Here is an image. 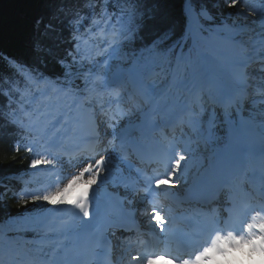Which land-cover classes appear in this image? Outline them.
Instances as JSON below:
<instances>
[{
	"label": "snow or ice",
	"instance_id": "obj_1",
	"mask_svg": "<svg viewBox=\"0 0 264 264\" xmlns=\"http://www.w3.org/2000/svg\"><path fill=\"white\" fill-rule=\"evenodd\" d=\"M121 0H116V4H119ZM244 0H225L227 7L235 8L238 3H243ZM123 3L130 5L131 7L119 8L116 7L115 11L108 14L106 10L104 11V21L105 24L103 28L97 22H93L92 28H85V25L80 23L81 17L78 13H72V19L70 24L75 28L76 33H81V28H85V32L76 35L73 34L72 42L73 49L71 51H66L64 55H58L59 45L62 43L60 40L57 29L52 20L44 25L42 34L51 39V43L44 44L37 42L34 45L35 51L41 57V62L44 59H51L55 64L60 66L61 72L56 76L55 80L46 77L43 73L36 72L33 80L37 83L43 82L48 85L54 83H60L65 88L74 87L73 77L76 79H83L84 85L90 83V77H84L83 72L86 70L80 67L83 64L81 46L90 40L93 44H98L100 47H105V51H108V55L111 56L118 50L126 47L129 44L134 43L137 39H142L141 33L153 27L158 16L160 15V10L156 7L155 3H149V0H123ZM60 13L64 12V9L59 10ZM264 15V12H262ZM184 16L186 20L185 25V35L189 38L192 37V29L189 26L195 23L196 27L200 31H205L203 26L200 24L201 20H211L212 17L209 15L208 9L203 6L202 0H184ZM53 19H58L54 17ZM41 23V21H37ZM212 31H226L227 29H210ZM170 31L163 32L158 38L152 40L148 50L156 52L158 45H160L164 40L170 39ZM262 33H264V22H262ZM87 38V39H86ZM173 47L180 49V56L177 60H183L184 48L186 44L184 43V37L182 36L178 39ZM172 51L168 48L166 51H160L156 54L163 60L166 59L168 54ZM105 62L108 57H105ZM251 54L246 56H238L233 59L232 65L228 69V75L233 83V88L227 95L226 106L222 108L220 116H212L209 120V124H214L217 119L224 123L232 122L234 115L239 116L242 114L245 102L247 100V88H248V73L244 70L247 64L250 62ZM110 67V66H109ZM264 72V69H261ZM63 77V79H61ZM63 90V89H61ZM119 97V93H114ZM203 105H197L193 111H198ZM13 117L17 113L13 112L11 114ZM43 116L39 110L36 113L37 123ZM46 119V117H44ZM192 119H197L192 117ZM32 120V117H29ZM10 123L16 124L21 128L25 127H36L37 124L25 125L22 121L18 119L10 120ZM67 127L68 132H71V120L70 117L61 116L60 119L56 120L52 124L53 128L57 127ZM109 127L112 128L113 137H119L121 144L125 142V135L123 129H117L111 124ZM219 130V129H216ZM212 129L210 128V133ZM24 147L30 153L35 155H40L42 152L47 151L51 153L52 148L59 147L60 142L54 140L51 137L34 140H28L24 138ZM111 143V142H110ZM19 151V146L16 148ZM171 155L169 160L171 163L164 164L162 174H154L153 177L146 178V192H155L163 188L164 191H171L172 187H175L173 181H178L184 177L185 170L182 169L181 162L185 161L186 158L183 155H179L175 152L174 146L170 149ZM111 157L100 156L99 159L95 160V165L89 163L87 167H84L81 172L77 175H73L68 183L64 185L63 188H57L54 192H46L43 195H32L31 199L33 202L45 201L53 205L55 204H70L74 211V215L79 217L81 220V230L84 227L92 224L93 219H98L101 215V204L99 202L98 190L92 188L93 185L97 186L104 184L108 176L102 175V173L111 171V164L109 163ZM51 161L47 159H33L31 161V169L39 170L41 165H51ZM85 174H88V178L85 179ZM153 183L155 187H153ZM91 193V196H90ZM22 204H27L28 201L21 199ZM261 211H264V206H261ZM89 218V219H85ZM153 219L160 224L163 230L164 225L161 223L163 217L160 215L159 211L153 208ZM234 230L227 231V228H214V235H210L208 246L203 248V251L195 257V260H183L182 264H199L203 259L211 258L209 253H220L224 254L228 251L229 247H235L241 244H250L254 249H259L264 252V217L257 220L256 216L252 217V222H246V220H240L237 224L230 225ZM66 231H76L74 227L66 229ZM226 234H223L225 233ZM240 233V234H237ZM143 245V241L140 242ZM141 257H132L133 261L139 260ZM152 257L148 258V264H152Z\"/></svg>",
	"mask_w": 264,
	"mask_h": 264
},
{
	"label": "trees",
	"instance_id": "obj_2",
	"mask_svg": "<svg viewBox=\"0 0 264 264\" xmlns=\"http://www.w3.org/2000/svg\"><path fill=\"white\" fill-rule=\"evenodd\" d=\"M110 2L116 3V0H0V222L26 215L29 209L49 203L33 202L29 189L27 194L24 193L36 179L44 176L43 167L50 165L39 166L41 172L31 169V161L38 159V155L28 152L24 144L17 143L21 134L19 126L10 123L12 119L30 123L29 117L37 111V108L29 104V99L34 91H39L47 83L35 82L33 77L36 72L43 73L52 80L61 72L60 66L51 59H44L42 63L34 45L37 42L51 43V39L44 36L42 30L52 20L62 41L58 55H64L66 51L73 49L72 36L75 28L70 24L71 14L78 13L82 17L86 14V9L99 11ZM120 3L123 4V0ZM149 3H155L160 15L152 28L141 33L142 39H137L131 46L150 45L152 39L169 30L170 39L166 41H171L183 31L186 23L184 0H149ZM202 3L212 13V22H220L223 17L232 21L239 10V3L235 8H229L225 0H202ZM61 8L64 9L63 13L59 12ZM57 16L58 19H53ZM38 20L41 23L38 24ZM53 85L56 86L57 83ZM18 105L20 108L17 109ZM13 112L17 113L15 117L11 115ZM31 122L34 123L33 120ZM17 146L19 151L16 150ZM21 199L28 203L22 204ZM6 235L9 238L5 239L4 244L11 257L5 264H14L13 261L16 260L21 264L26 252L21 248L19 240L10 239L20 236L31 251L35 250L37 229L22 224Z\"/></svg>",
	"mask_w": 264,
	"mask_h": 264
},
{
	"label": "rangeland",
	"instance_id": "obj_3",
	"mask_svg": "<svg viewBox=\"0 0 264 264\" xmlns=\"http://www.w3.org/2000/svg\"><path fill=\"white\" fill-rule=\"evenodd\" d=\"M243 3H239V10L237 11V14L234 15V18H232V21H230L229 19L226 20L225 17H223L221 19V21L223 22V25H214L215 27H221V28H225L227 29L226 31H222L223 34H231L233 33V28H238V30L240 32H242L245 41L247 42V38L245 36H253V35H264V33H262V22H264L263 19L259 18L255 13H262L264 12V9H260V10H256L254 11V15L253 13H251V11L247 10L246 8L242 7ZM72 8L70 7V10ZM209 15L211 16L212 13H209ZM212 20V19H211ZM259 46L262 47V49H264V36H262L259 40ZM246 42L243 43L242 46L245 47ZM264 96L263 94H258L257 97H255V100L257 101V106L255 108H253L254 112H258L261 111V109L263 108V105L261 103V100ZM263 113V112H262ZM264 114V113H263ZM264 119V115L263 118ZM93 165H95V161H93ZM78 161L74 162V165L78 164ZM92 164V163H91ZM79 168V165H76ZM87 167V166H85ZM82 169H78L77 170V174H79V172H81ZM113 172V170H111L110 172H105L102 175L105 174H109L110 173V178L107 179V182L110 181L111 179V173ZM87 176H85V179L88 178V174H85ZM68 180H70L69 178H67L66 176L63 178V180L61 181V183L59 184L58 188H63L64 185H66L68 183ZM24 221L22 219H9L8 221H3L0 222V249L5 248V237L2 235L4 232H7L11 229H13L15 226H18L19 224L21 225V223H23ZM242 252L244 255H246L247 257H251L252 256V252L247 248V246H245L244 248H242ZM221 259V258H219ZM0 261H1V254H0Z\"/></svg>",
	"mask_w": 264,
	"mask_h": 264
},
{
	"label": "bare ground",
	"instance_id": "obj_4",
	"mask_svg": "<svg viewBox=\"0 0 264 264\" xmlns=\"http://www.w3.org/2000/svg\"><path fill=\"white\" fill-rule=\"evenodd\" d=\"M152 40H154V39H152ZM87 44V42L85 43V44H83V45H86ZM105 47H107V46H105ZM143 47V46H142ZM137 51V50H136ZM107 53H108V51H107ZM180 72H182V71H180ZM101 88V85H98V87H97V89H96V91L98 90V89H100ZM253 89V88H252ZM262 92H264V90L262 91ZM45 95V97L47 98V95L49 96V94H44ZM45 101L46 100H43L42 99V97H38V98H34L33 96L32 97H30V99H29V102H33L34 104H36V106H44L43 104H41V103H44L45 104ZM261 103H262V105H263V108L261 109V113L263 112L264 113V96H263V98H262V100H261ZM20 105V104H19ZM18 105V107H16L17 109L18 108H20V106ZM259 112V111H258ZM76 113V115H78L79 116V110L78 111H76L75 112ZM168 115H169V117L171 118V115H172V112H169L168 113ZM79 118L81 119L82 117H80L79 116ZM122 118V116H120V117H118V120L119 119H121ZM138 119V115H136V114H131L130 115V120H133V121H136ZM139 120H141V118H139ZM81 123H76V125H78V126H80L81 127V125H80ZM75 125V126H76ZM213 128H216V129H219V130H215V137H213L212 138V142H213V139H214V142L216 143V142H218V143H220V142H223V138H221L220 136H218L219 134H220V128L219 127H217L216 125L213 127ZM79 129V128H78ZM137 136V134H135V136L134 137H136ZM192 138H195V139H197V133H193V134H191L190 135ZM214 142H213V145H215L214 144ZM209 145H211V144H209ZM210 149V147H208L207 148V150H209ZM185 152H188L189 150L187 149V150H184ZM167 153L169 154V151H167ZM111 168H112V165H111ZM85 176H87V175H85ZM241 184L243 185V183L242 182H240V183H238V185L239 186H241ZM96 188V186H94V188L93 189H95ZM125 193V192H124ZM126 194V193H125ZM130 200H132V199H130ZM155 209H159V206L157 205L156 207H155ZM127 227V226H126ZM121 228H123V227H121ZM121 228H118L117 229V233L119 234V232H121ZM125 230V229H124ZM123 233H125L124 231H123ZM219 262H222L220 259L218 260V262L217 263H219Z\"/></svg>",
	"mask_w": 264,
	"mask_h": 264
}]
</instances>
